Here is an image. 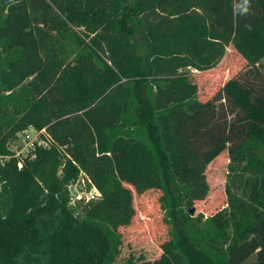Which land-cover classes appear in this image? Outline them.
Here are the masks:
<instances>
[{"label": "trees", "instance_id": "1", "mask_svg": "<svg viewBox=\"0 0 264 264\" xmlns=\"http://www.w3.org/2000/svg\"><path fill=\"white\" fill-rule=\"evenodd\" d=\"M238 3L0 0V150L30 125L52 138L0 165V264H116L124 184L148 176L181 264H264V0ZM229 46L244 68L189 97V69L206 77ZM224 153L225 206L191 219L181 199L207 197ZM79 170L98 200L71 202Z\"/></svg>", "mask_w": 264, "mask_h": 264}, {"label": "rangeland", "instance_id": "2", "mask_svg": "<svg viewBox=\"0 0 264 264\" xmlns=\"http://www.w3.org/2000/svg\"><path fill=\"white\" fill-rule=\"evenodd\" d=\"M68 37H71V33L68 34ZM7 58L8 56L1 55L0 63L2 64ZM262 64L264 65V58ZM243 68L244 62L239 54L229 46L221 63L206 77L204 74L189 69L192 82L195 85V91L189 97L195 94L200 100L209 98L227 78L234 76ZM15 139L11 140L9 145H14ZM226 163L227 157L224 153L206 167L204 180L207 186V197L204 200L191 203L189 194L181 199L180 206L191 219L195 218L198 213H202L204 218H207L225 206V202H213L222 198L227 175ZM83 174L85 173L79 170L77 178L69 184V187H73L79 192L83 191L84 198L92 188H95L98 196L94 201L98 200L101 196L99 189L86 174L90 182ZM81 178L85 180L84 184H80ZM124 187L130 192L131 198L124 223L118 228L121 235V253L116 264H121L125 258L134 261L136 264H181V260L168 246V231L169 228L170 231L172 230L173 224H169L168 227L163 221V215L168 217V214L166 211L163 213L159 207L158 197L161 193L159 182L154 177L148 176L144 179L137 178L133 181H127ZM71 196V202H73L75 199H73L72 194ZM84 201L91 200L85 199ZM190 209H194V211L189 213Z\"/></svg>", "mask_w": 264, "mask_h": 264}, {"label": "built area", "instance_id": "3", "mask_svg": "<svg viewBox=\"0 0 264 264\" xmlns=\"http://www.w3.org/2000/svg\"><path fill=\"white\" fill-rule=\"evenodd\" d=\"M14 145H7V153H3L0 150V165L4 164L5 162L14 159L16 161L17 167L21 168L22 165L26 160H30L35 157V154L38 149H45L48 148L52 143V138L47 132L46 128H36L32 125L28 126L23 131L17 133V137L14 140ZM85 178L88 177L83 174ZM89 182L90 180L87 179ZM85 180L81 178L80 184H84ZM70 188V187H69ZM73 190L75 188L71 187ZM84 192L78 191L75 189V200H94L98 196V192L95 188H92L91 191L83 197Z\"/></svg>", "mask_w": 264, "mask_h": 264}, {"label": "clouds", "instance_id": "4", "mask_svg": "<svg viewBox=\"0 0 264 264\" xmlns=\"http://www.w3.org/2000/svg\"><path fill=\"white\" fill-rule=\"evenodd\" d=\"M251 0H240V3L235 5V10L240 14V15H249L251 14ZM246 27H248L246 25Z\"/></svg>", "mask_w": 264, "mask_h": 264}, {"label": "water", "instance_id": "5", "mask_svg": "<svg viewBox=\"0 0 264 264\" xmlns=\"http://www.w3.org/2000/svg\"><path fill=\"white\" fill-rule=\"evenodd\" d=\"M70 192H71V194L74 196L75 195V191L72 189V188H70ZM194 211V209H190L189 210V213H192Z\"/></svg>", "mask_w": 264, "mask_h": 264}]
</instances>
